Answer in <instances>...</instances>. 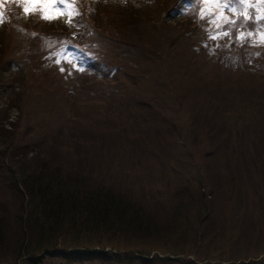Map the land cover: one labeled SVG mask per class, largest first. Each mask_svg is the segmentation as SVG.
<instances>
[{
    "label": "rangeland",
    "instance_id": "374dc122",
    "mask_svg": "<svg viewBox=\"0 0 264 264\" xmlns=\"http://www.w3.org/2000/svg\"><path fill=\"white\" fill-rule=\"evenodd\" d=\"M6 1L0 0L3 21H9L0 23V108L8 116L0 114V123L11 134L5 143L29 144L28 155L40 148L52 165L78 177L109 175L150 214L147 233L122 223L80 237L66 232L63 242L167 258L152 264H264V44L210 40L194 0H184L186 11L182 0H73L79 15L71 24L25 15L20 0ZM188 12L200 28L183 17ZM74 26L85 30L72 34ZM64 46L80 68L98 71L80 74L72 64H56L52 53ZM160 51L161 57L150 58ZM133 98L150 102L135 110L148 124L126 113L124 104ZM204 116L222 129L213 143ZM161 132L165 141L155 144L152 137ZM42 134L49 139L38 140L34 150ZM8 151L0 147V191L7 194L14 191L5 168ZM181 186L191 193L182 198ZM5 206L13 240L0 238V249L10 255L17 205Z\"/></svg>",
    "mask_w": 264,
    "mask_h": 264
},
{
    "label": "trees",
    "instance_id": "16d2710c",
    "mask_svg": "<svg viewBox=\"0 0 264 264\" xmlns=\"http://www.w3.org/2000/svg\"><path fill=\"white\" fill-rule=\"evenodd\" d=\"M5 3H7L6 0ZM184 17L191 18L192 22L200 28L199 20H194L191 13H186ZM200 20L202 23H207V20ZM7 22L9 21L5 20L3 23L5 24ZM87 22L88 21H86V23ZM234 32L235 30L233 29L232 35ZM42 40L43 42L48 41L46 39ZM230 40L232 41L233 38H225V42L222 44ZM187 42L193 48H197L193 41L192 43L189 41ZM152 56L150 55L151 59L161 57V51L158 55ZM233 62L236 63V61ZM233 62L230 61L229 63ZM95 71H97L96 67L91 66L80 74L90 75L94 74L91 72ZM259 71L264 73V69H259ZM84 91L88 90H84V87H81L80 92L83 93ZM108 93L110 94L111 92L108 91ZM163 95L170 99V94L168 92H163ZM7 102H10V100ZM124 105L126 106V113L133 116L134 121H139L142 124L147 123L148 116L143 113L136 115L135 110L148 108L150 102L148 103L143 99L133 98ZM20 108H24V103H21ZM3 111L0 108L1 118H8L7 114L4 113L5 111ZM203 118L204 120H202L201 123L208 126L207 133L212 134L214 132V135L209 139L213 143L216 138H218V134L222 133V129H220V125L218 128L216 123H210L207 117L204 116ZM171 120H174V117H172ZM197 120L198 119H196L195 122H197ZM1 124L4 125L0 123V137L5 136L1 140L0 147L9 150L6 153L7 159L5 160V168L11 172L9 176L11 179V187L9 188L14 191L13 193L9 192V194L0 191V204L2 205L0 207V228H4L3 232L5 234L4 238L3 234L0 233V238L7 241L13 240L10 235L6 234L9 228H11V211L5 206L8 202L16 203L17 205L13 212L16 214V221L14 222L16 233L14 237H17L10 255H5L4 250L0 249V264H152L154 260L167 259L156 256L157 253H154L150 257H145L132 254V252H121L123 250L111 252L109 250L98 249V246L95 245L102 246V244L98 242L92 244L76 242L67 244L63 242V236H65L66 232L72 233L71 236L76 235V237H80L84 231L86 232L94 228L106 230L108 227H118L122 223L128 226L134 223V227L131 228L132 230L147 233V231L150 230V214L148 215L144 212V203H142V205L136 195H132L130 192L123 189L120 184L121 182L117 181L115 178H109V175L103 174V176L98 179L78 177L82 175L80 173L75 175L70 171L64 170L62 166L52 165L51 161L50 163L49 160L43 157V151H40V148L35 153L28 155L29 150L24 147H28L29 144L26 143L25 146H23V144L19 143L14 144L13 141H7V143H5L4 140H8L11 134H9L8 131L4 132L7 129L1 126ZM137 133H139L140 139L141 137L144 138L146 135L143 131ZM24 134V136H27L26 130ZM51 138H54V136H51ZM48 139L49 137H46L45 134L38 135L35 139L36 143L34 142L33 149L35 150L37 146H40L38 140L41 143H45ZM152 139L155 144L158 143V139L165 141L162 132L161 137L155 135ZM247 141H250V139L247 138ZM41 148H43V146ZM253 163L257 165V160H254ZM245 164L247 172H252L250 167L251 162L248 164L245 162ZM28 168H30V171H27ZM14 172H18V174ZM18 178L20 179L21 185L18 182ZM179 189L181 190L180 196L182 198L191 193L188 186H181ZM26 194L28 196V204ZM9 196L11 197L10 199L8 198ZM221 200L225 199L223 198ZM162 205V202L157 204L158 207ZM161 210L162 209H159V212ZM205 212H207V210H205ZM166 213H168L167 210ZM204 219H209L207 213H205ZM31 236L36 237V241L34 240L35 246L32 247V244L28 243ZM1 239L0 247L3 243ZM54 241L57 242L55 243ZM25 247L26 250L23 252L22 248ZM55 248H57L56 252L40 253L44 249L53 250Z\"/></svg>",
    "mask_w": 264,
    "mask_h": 264
},
{
    "label": "snow or ice",
    "instance_id": "6c2138e0",
    "mask_svg": "<svg viewBox=\"0 0 264 264\" xmlns=\"http://www.w3.org/2000/svg\"><path fill=\"white\" fill-rule=\"evenodd\" d=\"M20 2L23 4L25 15L38 12L41 19L49 22L63 18L71 24L73 18L79 15L73 0H20ZM194 2L201 9L200 19L207 18L210 28L206 31L210 40L232 38L233 29H236L235 40L241 44L247 40H251L254 45L264 44V30H261L264 29V0H194ZM182 3L184 4L182 10L186 11L188 6L184 0ZM226 12L232 13L235 18L229 17L225 14ZM3 22V16L0 13V23ZM249 24L253 27L248 28ZM48 46L52 47L51 44ZM207 46L205 44V47ZM214 51L215 48L210 51V54ZM52 55L55 57L56 64L67 62L72 64L73 68L83 71L77 63L76 55L67 46L53 51ZM60 70L65 71L63 67Z\"/></svg>",
    "mask_w": 264,
    "mask_h": 264
},
{
    "label": "water",
    "instance_id": "95a60500",
    "mask_svg": "<svg viewBox=\"0 0 264 264\" xmlns=\"http://www.w3.org/2000/svg\"><path fill=\"white\" fill-rule=\"evenodd\" d=\"M54 251V249L53 250H47V249H45V250H43L41 253H45V252H53Z\"/></svg>",
    "mask_w": 264,
    "mask_h": 264
}]
</instances>
